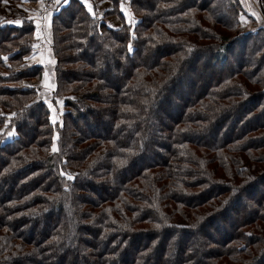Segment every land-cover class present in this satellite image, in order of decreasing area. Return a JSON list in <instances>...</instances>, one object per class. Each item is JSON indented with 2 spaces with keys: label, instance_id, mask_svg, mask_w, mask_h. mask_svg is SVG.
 Here are the masks:
<instances>
[{
  "label": "trees",
  "instance_id": "trees-1",
  "mask_svg": "<svg viewBox=\"0 0 264 264\" xmlns=\"http://www.w3.org/2000/svg\"><path fill=\"white\" fill-rule=\"evenodd\" d=\"M107 1L53 15L48 101L33 27L0 23V264H264V28L240 0Z\"/></svg>",
  "mask_w": 264,
  "mask_h": 264
},
{
  "label": "rangeland",
  "instance_id": "rangeland-1",
  "mask_svg": "<svg viewBox=\"0 0 264 264\" xmlns=\"http://www.w3.org/2000/svg\"><path fill=\"white\" fill-rule=\"evenodd\" d=\"M240 1L243 7V13L240 15L241 25L239 27V33H249L259 28H264V13L256 0ZM81 2L85 4L92 16L99 18L105 10L111 7V4L107 0H81ZM67 3L68 0H43L42 3L37 2V0H26V2L25 0H2L0 3V23L2 25L10 24L21 26V24L23 25V22L26 21L33 27L31 51L27 56L23 57V65H28L30 67L39 66L41 74L40 78H29L25 80L24 83L29 87L33 86L40 88L39 97L46 101H48L52 93L55 67V60L49 46L51 20L53 15L58 13V9L64 7ZM126 5L125 3L119 7L123 17L129 22H135V18L132 17L128 5ZM105 21L108 26L113 29L119 28L122 25L116 15L107 17ZM240 49L239 45L230 55L229 61L224 64L226 69L229 66L233 67L236 61L241 58L240 53H238ZM92 55L93 50H88L85 58L89 59ZM105 65H110V63L107 61ZM111 71L109 70L107 81L109 84L115 85L117 80L115 77L116 71ZM199 73L200 71L197 72V76ZM58 104H61L60 100H58ZM56 117L57 113H55L53 109L52 120H55ZM159 117H161L159 112L153 111L150 123H153V120ZM83 131L87 132V129L84 128ZM9 135H11V133H9ZM218 235L219 234H217V236ZM139 244L140 242H137L135 246ZM202 250L199 249V254H201V256L204 252ZM128 255H130V253ZM73 259L77 261L78 255L75 254L70 260L73 261ZM149 264H157L156 258L153 257V260Z\"/></svg>",
  "mask_w": 264,
  "mask_h": 264
},
{
  "label": "snow or ice",
  "instance_id": "snow-or-ice-1",
  "mask_svg": "<svg viewBox=\"0 0 264 264\" xmlns=\"http://www.w3.org/2000/svg\"><path fill=\"white\" fill-rule=\"evenodd\" d=\"M25 2H26V0H25ZM37 2L42 3L43 0H37ZM69 179H71V177H69Z\"/></svg>",
  "mask_w": 264,
  "mask_h": 264
}]
</instances>
